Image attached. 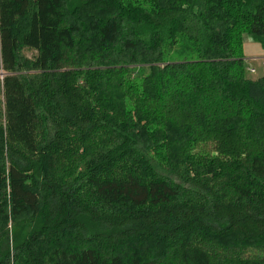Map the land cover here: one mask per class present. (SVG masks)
Here are the masks:
<instances>
[{
  "label": "trees",
  "instance_id": "16d2710c",
  "mask_svg": "<svg viewBox=\"0 0 264 264\" xmlns=\"http://www.w3.org/2000/svg\"><path fill=\"white\" fill-rule=\"evenodd\" d=\"M246 36L264 0H0V264H264Z\"/></svg>",
  "mask_w": 264,
  "mask_h": 264
},
{
  "label": "rangeland",
  "instance_id": "374dc122",
  "mask_svg": "<svg viewBox=\"0 0 264 264\" xmlns=\"http://www.w3.org/2000/svg\"><path fill=\"white\" fill-rule=\"evenodd\" d=\"M246 36L243 40V55L248 67L254 68V72H250L248 76L256 79L264 75V64L262 58L264 57V48L256 41H252ZM23 53L27 57H32L36 54L34 50L24 49ZM8 228L11 234V222H8ZM18 230V228H17Z\"/></svg>",
  "mask_w": 264,
  "mask_h": 264
},
{
  "label": "built area",
  "instance_id": "2783aa9c",
  "mask_svg": "<svg viewBox=\"0 0 264 264\" xmlns=\"http://www.w3.org/2000/svg\"><path fill=\"white\" fill-rule=\"evenodd\" d=\"M262 60H263V64H264V57L262 58ZM248 70H249L250 72H254V68H252V67H248Z\"/></svg>",
  "mask_w": 264,
  "mask_h": 264
}]
</instances>
